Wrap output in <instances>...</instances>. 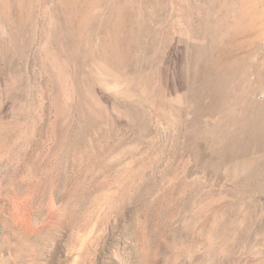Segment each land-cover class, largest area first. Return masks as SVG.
I'll list each match as a JSON object with an SVG mask.
<instances>
[{
    "label": "rangeland",
    "instance_id": "1",
    "mask_svg": "<svg viewBox=\"0 0 264 264\" xmlns=\"http://www.w3.org/2000/svg\"><path fill=\"white\" fill-rule=\"evenodd\" d=\"M264 264V0H0V264Z\"/></svg>",
    "mask_w": 264,
    "mask_h": 264
},
{
    "label": "bare ground",
    "instance_id": "2",
    "mask_svg": "<svg viewBox=\"0 0 264 264\" xmlns=\"http://www.w3.org/2000/svg\"><path fill=\"white\" fill-rule=\"evenodd\" d=\"M9 264H16V262L14 263L13 259H9Z\"/></svg>",
    "mask_w": 264,
    "mask_h": 264
}]
</instances>
